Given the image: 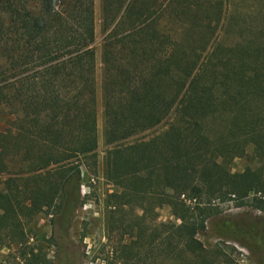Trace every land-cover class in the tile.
<instances>
[{
  "label": "trees",
  "instance_id": "1",
  "mask_svg": "<svg viewBox=\"0 0 264 264\" xmlns=\"http://www.w3.org/2000/svg\"><path fill=\"white\" fill-rule=\"evenodd\" d=\"M223 4L100 0L103 174L117 188L107 227L125 209L135 218L104 264H149L148 252L215 264L195 237L219 212L212 201L264 215V13L247 26ZM93 41V0H0V113L12 115L0 126V244L22 243L44 209L64 217L79 157L95 162ZM235 157L248 162L239 172ZM162 206L174 221H155Z\"/></svg>",
  "mask_w": 264,
  "mask_h": 264
},
{
  "label": "rangeland",
  "instance_id": "2",
  "mask_svg": "<svg viewBox=\"0 0 264 264\" xmlns=\"http://www.w3.org/2000/svg\"><path fill=\"white\" fill-rule=\"evenodd\" d=\"M222 1L224 14H227L228 18H235L233 22L246 19V25L253 26L256 21L248 19L247 16L255 12L264 13L263 0ZM255 16L257 18V15ZM93 26L97 133L95 162L91 163L79 157L78 197L73 196V207L61 219H58L57 207L37 213L24 224L25 240L22 243L0 244V264H104L115 241L119 238L122 241L127 239V233L121 231L123 225L128 220L135 219L129 210L125 209L121 228L109 230L107 227L109 208L105 204L106 196L117 188L107 181L103 174L104 155L109 145L104 144L102 138L100 45L104 31L101 28L100 0H93ZM10 116L11 113L5 108L4 113H0V126L5 124V118ZM171 119L172 115L157 126L134 135L132 139H144L162 131ZM214 159L219 161L217 156H214ZM247 163L244 157H235L228 166L230 171L239 172ZM4 177L5 174L0 172V186ZM212 204L219 212L205 220L204 230L195 237L207 253L218 252L213 258L216 260L215 264H264V215L247 204L236 207L231 201L216 200H213ZM155 211L157 222L175 220L167 206ZM146 219H151L150 214ZM147 254L150 255L149 252ZM149 255H146L145 260L149 264H196L192 259L152 260Z\"/></svg>",
  "mask_w": 264,
  "mask_h": 264
},
{
  "label": "flooded vegetation",
  "instance_id": "3",
  "mask_svg": "<svg viewBox=\"0 0 264 264\" xmlns=\"http://www.w3.org/2000/svg\"><path fill=\"white\" fill-rule=\"evenodd\" d=\"M58 219H59V217H58Z\"/></svg>",
  "mask_w": 264,
  "mask_h": 264
}]
</instances>
